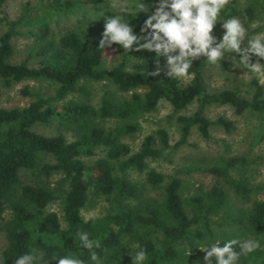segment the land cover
<instances>
[{"label": "trees", "instance_id": "trees-1", "mask_svg": "<svg viewBox=\"0 0 264 264\" xmlns=\"http://www.w3.org/2000/svg\"><path fill=\"white\" fill-rule=\"evenodd\" d=\"M7 2L0 0V13ZM145 2L154 10L157 0ZM115 4L117 0H28L16 18H0L5 27L0 88L32 84L20 90L30 99L27 106L0 108V221L7 242L1 264H15L19 255L30 252L45 260L72 255L92 264L91 252L78 245L80 231L99 239L101 247L94 251L104 264H131L127 252L134 245L147 249L146 264H204L206 253L198 247L233 238H253L264 245V183L251 184L248 176L253 165L264 164V154L203 159L201 171L213 184L188 194L181 176L189 169L165 176L152 167V162L167 160L170 149L186 146L193 134L208 142L212 128L227 134L233 130L232 121L206 117L211 106L253 117V144L264 143V85L254 78L249 95L237 89L210 93L206 57L193 62V75L182 84L162 71L166 58H156L154 52L125 53L116 44L100 49L104 19L119 13L111 10ZM261 13L264 0H230L221 16L243 20L250 36L249 25ZM69 16H75L73 25L56 36L54 25ZM146 18L145 13L125 17L138 34H143ZM17 39L29 43L25 59L15 63ZM109 53L112 63L106 61ZM157 59L159 75L150 76L157 71ZM257 59L253 56L251 62ZM219 64L223 70L228 67ZM162 103L171 107L179 140L172 146L169 133L160 128L132 152L124 140L140 132L141 122ZM191 106L193 113L181 114ZM40 127L54 133H40ZM130 173L142 175L144 182L130 180ZM147 187L160 193L150 197ZM100 199L105 208L86 223L83 212ZM54 203L60 214L48 210ZM234 250L240 251L238 246ZM238 264H264V248L241 256Z\"/></svg>", "mask_w": 264, "mask_h": 264}, {"label": "clouds", "instance_id": "clouds-1", "mask_svg": "<svg viewBox=\"0 0 264 264\" xmlns=\"http://www.w3.org/2000/svg\"><path fill=\"white\" fill-rule=\"evenodd\" d=\"M230 0H157L154 10L145 0H133L132 3L120 4V12L108 15L104 19V31L99 43L100 49L110 48L113 44L130 51L147 50L154 52L156 58H166L167 76L187 82L193 75L190 69L193 62L206 57V62L215 65L221 62L226 54L236 53L237 59L232 57L233 62L246 69L245 74L254 76L258 83L264 85V32L248 36V30L240 19L229 17L223 19L222 11ZM145 13V19L138 34L134 25L125 17L137 16ZM222 21L224 33L218 40L213 33L214 26ZM246 47L242 48L244 43ZM257 57V62L252 63V57ZM150 76L159 75V60L157 59V71L149 72ZM89 218H85L88 222ZM79 247L91 252L92 264H104V258L94 249H99V239L90 238L87 231L77 233ZM222 245V246H221ZM234 246L240 251L236 252ZM264 248L257 239L233 238L226 241L201 245L198 249L204 251V264H238L240 257ZM191 250L188 257L192 254ZM131 257V264H146L149 260L147 249L143 246L134 245L127 252ZM49 260L56 264H86L77 256H53ZM43 254L34 252L19 255L15 264H49ZM196 264H200L199 261Z\"/></svg>", "mask_w": 264, "mask_h": 264}, {"label": "rangeland", "instance_id": "rangeland-1", "mask_svg": "<svg viewBox=\"0 0 264 264\" xmlns=\"http://www.w3.org/2000/svg\"><path fill=\"white\" fill-rule=\"evenodd\" d=\"M28 0H8L6 5L2 7V12L0 13V18L6 16L9 20L16 18L21 9V4H24ZM37 0H29L31 4H34ZM112 7L113 12H120V5L118 3ZM243 1V0H241ZM89 10V15H91V9ZM80 16V13L79 15ZM75 16H69L67 18H60L57 22L58 25L55 26V34L59 36L64 33L70 26L73 25ZM240 19V18H238ZM241 20V19H240ZM244 25V21L241 20ZM245 27V25H244ZM251 30V35L254 36L257 33L264 32V14H259L258 18L249 25ZM255 30H260L257 33ZM5 31L4 26H0V35ZM254 31V33H252ZM224 33L222 28V21H218L213 29V35L219 40ZM248 34V33H247ZM28 40L17 39L14 42L15 47V58L13 62H21L25 59ZM246 45L242 46L246 47ZM234 53L226 54L222 60L224 63L228 64L226 70H223L219 62L215 65H209L205 71V85L208 92H217L222 90H239L243 95H249L252 93L250 82L255 77L251 74H245L244 71L238 64L233 62L232 57ZM112 53L107 54L106 61H112ZM260 62V61H259ZM261 63V62H260ZM164 67L162 71H168L166 67V61L164 62ZM190 78L187 80V82ZM182 84L187 82L180 80ZM31 83H21L15 85L9 90L0 88V108L10 109V108H20L25 107L30 103V99L25 98L20 95V90L26 85ZM97 95L101 94L99 87H96ZM195 106H191L185 112L181 114L189 115L193 113ZM172 115L171 107L167 103H162L159 105L156 112L150 114L141 122L142 130L135 134L132 138L125 139L124 141L129 144L132 152H136L140 145L142 144L145 137L154 133L160 128H164L169 133V142L173 146L179 140V132L175 125V118H171ZM206 117L210 120H215L217 118H225L234 123L233 130L227 134L220 128L211 129V140L208 142L200 139L196 134H193L188 139V144L186 146L180 147L178 149H170L167 151V160H159L157 162H152V167L158 172L164 174L165 176H171L176 173L177 170L189 169L188 174H184L181 177L184 179L186 186L185 192L193 193L194 189L197 187H202L203 189H208L212 186L213 181L209 176L201 171L205 163L202 162L203 159H211L215 156H222L224 158L231 157H241L248 154L260 156L264 154V143L253 144L252 138V127L256 124V120L249 115H244L237 117L234 115L232 109L229 107H218L211 106L207 112ZM43 134H53L54 131L48 128H38L37 130ZM101 153L91 158V162L101 157ZM205 161V160H204ZM249 182L251 184H262L264 183V164L253 165L248 172ZM127 177L132 181H137L139 183L144 182V177L138 175L137 173H130ZM29 180V179H28ZM147 195L150 197H156L160 193L159 190L146 188ZM105 208V203L100 199L93 201L91 205L83 212L84 217L91 218L99 215ZM48 210L57 212L60 214L58 203H54L49 206ZM5 219L8 218V212L3 216ZM6 238L3 230V222L0 221V252L6 247ZM1 264V263H0Z\"/></svg>", "mask_w": 264, "mask_h": 264}]
</instances>
